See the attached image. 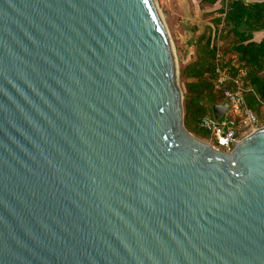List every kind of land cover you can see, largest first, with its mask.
<instances>
[{
	"label": "water",
	"instance_id": "water-1",
	"mask_svg": "<svg viewBox=\"0 0 264 264\" xmlns=\"http://www.w3.org/2000/svg\"><path fill=\"white\" fill-rule=\"evenodd\" d=\"M178 74L155 0H0V264H264V127L197 138Z\"/></svg>",
	"mask_w": 264,
	"mask_h": 264
},
{
	"label": "trees",
	"instance_id": "trees-1",
	"mask_svg": "<svg viewBox=\"0 0 264 264\" xmlns=\"http://www.w3.org/2000/svg\"><path fill=\"white\" fill-rule=\"evenodd\" d=\"M218 1L199 0V5L214 6ZM222 2L212 27L197 36L193 57L180 69L184 126L201 138L210 133L198 125L200 116L212 115V105L225 99L223 89L234 87L229 81L215 87L217 68L240 81L248 107L264 117V38H254V33L264 31V0Z\"/></svg>",
	"mask_w": 264,
	"mask_h": 264
},
{
	"label": "rangeland",
	"instance_id": "rangeland-1",
	"mask_svg": "<svg viewBox=\"0 0 264 264\" xmlns=\"http://www.w3.org/2000/svg\"><path fill=\"white\" fill-rule=\"evenodd\" d=\"M155 2L174 47L179 72L178 80L183 92L180 69L190 60L189 57H193L197 36L206 28L212 27L213 19L218 15V9L223 2L219 0L214 6H200L199 0H155ZM187 40L189 43L186 42ZM196 137L212 145L210 134H207L206 138Z\"/></svg>",
	"mask_w": 264,
	"mask_h": 264
},
{
	"label": "built area",
	"instance_id": "built-area-1",
	"mask_svg": "<svg viewBox=\"0 0 264 264\" xmlns=\"http://www.w3.org/2000/svg\"><path fill=\"white\" fill-rule=\"evenodd\" d=\"M227 81L234 85L223 89V95L228 101L227 110L217 119L209 114L200 116L198 125L210 133L212 145L216 149L231 153L243 137L264 127V117L260 118L248 107L240 81L217 68L215 87H222Z\"/></svg>",
	"mask_w": 264,
	"mask_h": 264
},
{
	"label": "crops",
	"instance_id": "crops-1",
	"mask_svg": "<svg viewBox=\"0 0 264 264\" xmlns=\"http://www.w3.org/2000/svg\"><path fill=\"white\" fill-rule=\"evenodd\" d=\"M254 38L256 40H260V39L264 38V31L254 33ZM186 42L189 43L188 40Z\"/></svg>",
	"mask_w": 264,
	"mask_h": 264
}]
</instances>
